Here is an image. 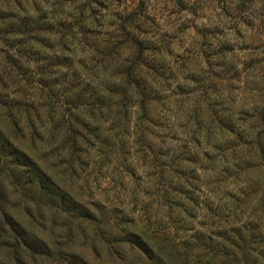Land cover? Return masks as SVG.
<instances>
[{"label": "rangeland", "instance_id": "obj_1", "mask_svg": "<svg viewBox=\"0 0 264 264\" xmlns=\"http://www.w3.org/2000/svg\"><path fill=\"white\" fill-rule=\"evenodd\" d=\"M0 133L100 220L75 227L11 157L0 208L41 264H139L118 225L139 218L180 249L246 225L264 264V0H0Z\"/></svg>", "mask_w": 264, "mask_h": 264}, {"label": "trees", "instance_id": "obj_2", "mask_svg": "<svg viewBox=\"0 0 264 264\" xmlns=\"http://www.w3.org/2000/svg\"><path fill=\"white\" fill-rule=\"evenodd\" d=\"M144 109V106L141 107ZM260 159L264 164V147L260 146ZM11 155V156H10ZM22 154L12 147L0 133V166L9 165L8 160L16 166H22L28 174H32L31 181H34L39 191L37 200L45 202V199L58 197L57 212L67 216L71 223H76L75 227L82 223H96L100 220L87 206L80 204L72 199L66 192L59 189L53 182L45 176L38 168L31 165L25 160ZM26 158V157H25ZM236 198L237 197H233ZM237 202V200H235ZM0 208V264H41L40 260H48L53 256L51 246L41 242L36 236L24 234V232H15L14 226L7 222L4 213ZM6 223V224H5ZM131 223V224H129ZM140 223V226L138 224ZM127 224V228L124 227ZM124 234L121 241L131 252L136 253L139 264H221L222 261H236L238 264H248L250 248L247 241L244 240L243 232H246V225L238 226L230 231L222 230L221 232H213L211 224L206 225V237L203 232H197L191 237L190 241L180 245L177 240L166 236L161 238L155 231H149L145 227H149L146 218H139L137 222L132 220L120 221L119 224ZM6 226L10 228L7 231ZM10 226V227H9ZM205 227V226H204ZM151 229V228H150ZM163 232V231H162ZM210 232V233H209ZM161 236V235H160ZM216 238L219 242H214ZM20 247H22L20 249ZM239 249L241 258L238 259L234 251L228 249ZM228 248V249H227ZM60 249H56L55 258L62 264H88L82 257H77L75 252L65 254ZM29 258L30 261L21 260V258ZM45 264V262H44Z\"/></svg>", "mask_w": 264, "mask_h": 264}]
</instances>
